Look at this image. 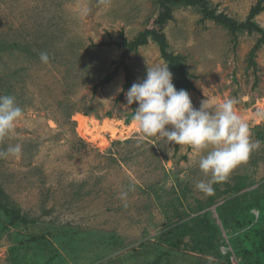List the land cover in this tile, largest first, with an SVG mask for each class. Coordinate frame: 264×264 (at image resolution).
Segmentation results:
<instances>
[{"label": "rangeland", "instance_id": "374dc122", "mask_svg": "<svg viewBox=\"0 0 264 264\" xmlns=\"http://www.w3.org/2000/svg\"><path fill=\"white\" fill-rule=\"evenodd\" d=\"M205 1L242 22L258 0ZM158 12L157 0H0V95L23 110L0 140V150L22 146L0 159V264L264 262V44L255 48L256 32L233 35L199 5H174L163 25L195 86L193 107L234 98L261 142L205 193L195 185L206 179L198 166L206 152L144 137L121 68L102 82L120 43L151 28ZM253 21L264 27V9ZM125 62L132 84L166 65L150 38ZM78 116L106 127L89 134Z\"/></svg>", "mask_w": 264, "mask_h": 264}, {"label": "clouds", "instance_id": "9594fccd", "mask_svg": "<svg viewBox=\"0 0 264 264\" xmlns=\"http://www.w3.org/2000/svg\"><path fill=\"white\" fill-rule=\"evenodd\" d=\"M107 2V0H103ZM47 52L40 53L42 63L49 62ZM168 65L147 68L146 77L133 83L126 92L127 106L137 103L132 120L144 137H154L165 145L190 146L201 154L200 171L206 179L195 187L205 193L213 185L226 181L234 168L248 160L261 147L252 141L249 124L236 111L237 101L229 98L210 108L207 100L194 108L189 93L177 90ZM264 116V112L258 113ZM23 110L12 95H0V140L11 134L22 118ZM167 126H171L170 128ZM22 146L16 144L0 150V159L18 157ZM127 192L121 193L126 198Z\"/></svg>", "mask_w": 264, "mask_h": 264}, {"label": "trees", "instance_id": "16d2710c", "mask_svg": "<svg viewBox=\"0 0 264 264\" xmlns=\"http://www.w3.org/2000/svg\"><path fill=\"white\" fill-rule=\"evenodd\" d=\"M157 1L159 4V12L158 15L153 19V26L151 28H145L132 41L123 40L120 43V46H122L124 50L118 59L115 70L104 77V79L102 80L103 83L110 81L112 77L116 74L118 69L121 68L124 72V78H125V84L123 88L130 89V87L133 85L131 82L132 73L130 71L129 66L125 62V58L129 55L131 51L135 50L138 46L147 43L148 39L150 38L158 45L161 57L165 61L166 65H168L169 70L172 72L173 74L172 82L175 85L176 89L177 90L185 89L186 91L194 89L195 86L193 82L190 80L186 72L185 66L183 64V57L179 54H174L173 52L168 50L167 39L163 31V25L167 21L172 19L173 6L178 3L201 6L202 12L205 17H208L213 21L223 25L233 35L239 31H247L248 33H252V32L258 33L260 37L256 42L255 48H258L259 45L264 44V27L259 26L257 23L253 21L254 17L264 9V5H261L262 0H258L257 3L250 8V11L246 19L242 22H238L223 13H215L214 10L209 9V7L207 6V2L205 0H157ZM262 264H264V262H262Z\"/></svg>", "mask_w": 264, "mask_h": 264}, {"label": "bare ground", "instance_id": "6f19581e", "mask_svg": "<svg viewBox=\"0 0 264 264\" xmlns=\"http://www.w3.org/2000/svg\"><path fill=\"white\" fill-rule=\"evenodd\" d=\"M76 118H77V120L79 122L80 127L85 129V131H88L89 134H93L92 131H99V129H103V127H106V126L101 127L100 124L98 123V121L95 120L94 118H88V117H85V116H78ZM108 126H110V125H108ZM91 127H92V129L90 131ZM115 130L116 129L113 127L111 129V133L114 134Z\"/></svg>", "mask_w": 264, "mask_h": 264}]
</instances>
